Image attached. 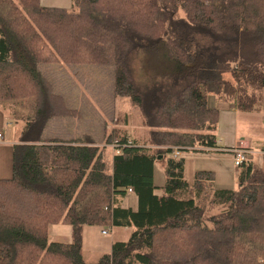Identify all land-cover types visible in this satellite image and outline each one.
<instances>
[{"label": "trees", "instance_id": "16d2710c", "mask_svg": "<svg viewBox=\"0 0 264 264\" xmlns=\"http://www.w3.org/2000/svg\"><path fill=\"white\" fill-rule=\"evenodd\" d=\"M72 8L78 12L0 0V108L22 118L16 112L31 107L12 177L0 179V264H264V170L239 167L236 190L216 188L209 171L191 185L185 159L172 156L173 147L217 148L219 111L209 97L240 112L262 109L264 0H72ZM135 53L167 66L141 93L130 68ZM57 62L113 66L114 94L140 107L150 142L40 138L59 101L38 65ZM114 140L119 155L109 148ZM128 194L135 209L123 206ZM205 201L217 213L207 216ZM61 222L72 227L70 243L50 241L49 227ZM86 225L134 232L87 263Z\"/></svg>", "mask_w": 264, "mask_h": 264}, {"label": "rangeland", "instance_id": "374dc122", "mask_svg": "<svg viewBox=\"0 0 264 264\" xmlns=\"http://www.w3.org/2000/svg\"><path fill=\"white\" fill-rule=\"evenodd\" d=\"M65 1L58 0V4H56L55 0H48L46 3H51L47 4L50 7L78 12L77 9L72 8V3L70 6H66ZM145 60L146 57L138 53L131 56L130 60L135 88L140 93L146 89L148 81L155 78L154 74L164 72L167 67L161 57H157L152 65H147ZM38 71L50 83L59 101L58 106L55 105L56 114L58 113V115L46 124L40 138L45 140L58 139L64 142L75 141L108 147L109 138L126 134L132 140H138L142 143L150 142L151 129L145 125L140 107L135 105L129 96L120 97L114 94L115 68L113 66L66 64L62 62L40 63ZM62 107L69 110L68 115L60 114L63 112ZM24 108H26L25 111L18 110L16 112L22 113L21 115L24 116L22 118L19 114L14 116L15 111L13 110L12 121L14 127L8 129L17 130V138H21L22 132L27 127V123L23 119L31 116L30 105L28 104ZM261 108L260 111L255 112H239L236 122L237 133L241 137L250 140L252 143L250 146L256 152L264 147V103ZM66 110H64V113ZM221 124L222 122H220V126ZM8 130L5 129L4 131L7 132ZM115 141H112L111 144ZM109 148L113 154V149ZM164 148L169 149L171 147ZM257 158L263 160L264 157ZM161 161L159 160L156 163L154 177V183L158 187L157 193L159 194H162L160 188L166 182L164 166ZM262 169L264 170V168ZM236 189H238V186H236ZM203 205L207 216L217 213L215 209L211 208L208 201L203 202ZM123 206L135 209L137 207L135 194H128L123 201ZM103 231H111V233L103 235ZM133 232L134 228L131 227L84 226V260L87 263L99 262L105 255L110 254L114 242H128ZM49 236L52 242L70 243L73 240V230L70 225L61 222L49 227Z\"/></svg>", "mask_w": 264, "mask_h": 264}, {"label": "crops", "instance_id": "0c3cea01", "mask_svg": "<svg viewBox=\"0 0 264 264\" xmlns=\"http://www.w3.org/2000/svg\"><path fill=\"white\" fill-rule=\"evenodd\" d=\"M46 2L48 0H41L43 6L50 7L47 4L51 3ZM55 2L58 4V0H55ZM65 2L66 6H70L72 0H66ZM209 107L212 109L216 108L219 111V123L215 135L218 141H220V147L223 148V151H208L206 149L203 151L201 148H196V150L200 151L184 152L181 158L185 159V177L188 183L192 185L194 184V178L197 172L209 171L215 175L216 188L235 190L236 186H239L241 169L234 165L232 154L225 150L234 147L240 139H245L250 145L252 143L237 133L236 122L240 111L234 105L219 103L214 96H211L209 97ZM9 114L8 111L0 108V133L2 134V138H0V179H9L12 177L14 146L20 142V138L16 136L17 130H8L14 127V123ZM220 122H222L221 126ZM5 129L8 131L5 132ZM257 157H264V155L257 154L256 157L255 155L251 156L248 161L252 162L255 167L264 168V158L263 160H260V158L258 160Z\"/></svg>", "mask_w": 264, "mask_h": 264}, {"label": "built area", "instance_id": "2783aa9c", "mask_svg": "<svg viewBox=\"0 0 264 264\" xmlns=\"http://www.w3.org/2000/svg\"><path fill=\"white\" fill-rule=\"evenodd\" d=\"M0 138H2V134L0 133ZM217 148L209 149V151H223V148L220 147V141L217 140ZM131 146V142L128 144V146ZM109 147L113 149L114 154L119 155L122 153V146L118 143V141H115L113 144H110ZM225 151H228L233 156V163L236 167H241L242 165L248 163L249 158L251 156L261 154L264 155V147L260 152H256L253 150L249 144L248 141L245 139H240L237 144L230 148L226 149ZM184 151L181 148H174L172 152V156L174 158H181ZM129 193H133V189L128 190ZM111 231H103V235L110 234Z\"/></svg>", "mask_w": 264, "mask_h": 264}, {"label": "water", "instance_id": "95a60500", "mask_svg": "<svg viewBox=\"0 0 264 264\" xmlns=\"http://www.w3.org/2000/svg\"><path fill=\"white\" fill-rule=\"evenodd\" d=\"M160 158H161V156H160Z\"/></svg>", "mask_w": 264, "mask_h": 264}]
</instances>
